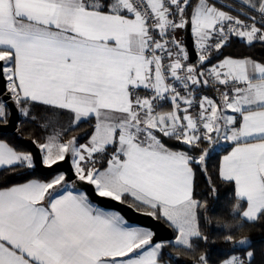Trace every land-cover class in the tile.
<instances>
[{"label":"snow or ice","instance_id":"1","mask_svg":"<svg viewBox=\"0 0 264 264\" xmlns=\"http://www.w3.org/2000/svg\"><path fill=\"white\" fill-rule=\"evenodd\" d=\"M235 42L264 47V0H0V123L14 108L42 130L36 155L0 140V264H253L264 55L226 54ZM222 145L215 176L233 203L217 227L233 251L213 262L195 179Z\"/></svg>","mask_w":264,"mask_h":264},{"label":"trees","instance_id":"2","mask_svg":"<svg viewBox=\"0 0 264 264\" xmlns=\"http://www.w3.org/2000/svg\"><path fill=\"white\" fill-rule=\"evenodd\" d=\"M227 53H233L237 55L250 54L256 57L264 55V47L257 45L255 48H247L239 42L233 43L231 47L226 50ZM86 124L81 125V130L87 129ZM78 134V133H73ZM42 136V130L38 129L36 124L29 123L27 120L19 116V120L17 123V128L13 132L3 133L0 132V139L9 143L10 146H13L21 151L30 152L27 146L24 144V141L27 139H35ZM81 143L84 141L81 140ZM223 152V148L220 150H216L212 153V158L208 161V169L209 174L204 175L200 172L197 173L195 179V196L198 199H207V208H208V216L213 217L211 225H204L205 234L209 237V244L205 245L203 243L200 244V249L204 250L207 248L209 252L210 259L213 262H216L220 259H223L227 254L233 251L231 245L224 243L222 241L223 233L217 227V224L221 218H227L229 215V206L233 203L232 192L230 191L229 186L222 184L220 181L216 180L215 169L217 167L219 158L221 157ZM54 173L43 174L39 173L35 170H32V173L27 178H37L41 180H49L52 178ZM3 175L7 176L8 183H19L23 182V177L19 175H11L4 173ZM209 176L216 183V187L218 189V198H211L208 187ZM162 221V220H161ZM164 222V221H163ZM165 223V222H164ZM245 229V233L250 237L251 245L250 247L254 249L255 256L253 259V264H264V222L256 224L254 226H249ZM174 233V232H173ZM175 236V233H174ZM215 241V243H212ZM248 248L249 246H244ZM171 252L175 257L178 255L176 251L172 248L165 249V257L164 259L167 261L168 256L167 253ZM180 259L173 260L170 264H188L189 257L183 255V253H179Z\"/></svg>","mask_w":264,"mask_h":264},{"label":"water","instance_id":"3","mask_svg":"<svg viewBox=\"0 0 264 264\" xmlns=\"http://www.w3.org/2000/svg\"><path fill=\"white\" fill-rule=\"evenodd\" d=\"M194 59L195 57H193V60ZM4 88H5V82L3 79H0V91H2ZM9 103L11 104V102ZM18 120H19V114L13 108V115L12 117H10L9 123L7 125L0 123V132L7 133V132L15 131L17 128ZM24 144L27 146L30 152L33 153L34 155L38 153V149L32 143L31 139L25 140ZM68 168H70V160L66 162H60L57 165L52 166L51 169L44 167L43 165H38L35 168V170L38 171L39 173L49 174V173H56L57 171H61V170H67ZM68 174L71 175L70 172ZM118 207H122V206H118ZM126 213L129 215H134L130 213L129 210H126ZM147 219L150 220V218H147ZM151 223L155 225V231L159 234L161 238L174 237L173 230L169 228L168 225L164 223L163 221H151Z\"/></svg>","mask_w":264,"mask_h":264},{"label":"crops","instance_id":"4","mask_svg":"<svg viewBox=\"0 0 264 264\" xmlns=\"http://www.w3.org/2000/svg\"><path fill=\"white\" fill-rule=\"evenodd\" d=\"M209 95H211L212 93L210 92V93H208ZM169 108H170V105L169 104H165V105H163V108H162V110H169ZM0 140H2V139H0ZM2 141H4V140H2ZM5 142V141H4ZM222 148L224 147V145H222L221 146ZM223 154H225V153H222V155ZM221 155V156H222ZM35 179H37V178H35Z\"/></svg>","mask_w":264,"mask_h":264},{"label":"rangeland","instance_id":"5","mask_svg":"<svg viewBox=\"0 0 264 264\" xmlns=\"http://www.w3.org/2000/svg\"><path fill=\"white\" fill-rule=\"evenodd\" d=\"M209 93H210V92H209ZM164 105H165V104H164ZM216 150H220V148H218V149H216ZM216 150H215V151H216ZM55 174H56V173H54L53 176H54Z\"/></svg>","mask_w":264,"mask_h":264}]
</instances>
